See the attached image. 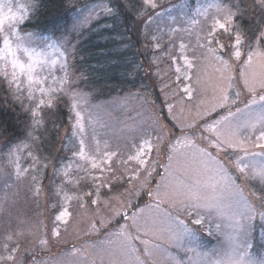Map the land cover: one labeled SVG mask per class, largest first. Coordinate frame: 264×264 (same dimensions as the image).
<instances>
[{"label":"rangeland","instance_id":"1","mask_svg":"<svg viewBox=\"0 0 264 264\" xmlns=\"http://www.w3.org/2000/svg\"><path fill=\"white\" fill-rule=\"evenodd\" d=\"M10 2L14 11L18 3L25 4V20L34 12V0ZM82 2L76 7L66 31L54 35L24 29V20L16 27L21 37L31 33V38L17 41L16 37L10 35L14 48L17 43L22 46L16 52L22 62H28L23 47L41 53L34 76L45 80L44 87L60 88V80L65 76L62 64L67 61L69 65V94H53L55 105L61 104L59 101L62 100L65 102L66 119L55 136L57 144L51 154L42 152L37 143L38 134L42 135L44 131L42 110L49 111L51 107L44 105L37 108L34 121L32 112L26 110L30 106L37 107L28 98L27 84L23 85V96L20 93L14 95V89L9 88L3 75L2 66L6 61L0 60L2 96L26 110L30 124L24 140L16 141L9 147L4 145V140H0V255L8 254L4 251L6 244L9 249L18 245L14 254L15 264H33L34 260L38 264H177V261L182 264H210L211 261L232 255L234 249L229 240L232 230L227 221L222 223L219 232L215 225L221 220L215 217L211 233L207 222L203 227L193 226L197 230L196 239L185 237L181 241L182 246L177 247L168 241L167 232L163 231L161 213L171 206L172 190L178 181L211 182L215 165L199 152V149L206 147L200 140L201 130L190 126L198 123L205 111H211L225 77H239L242 70L250 80L264 75V44L255 41L249 47L244 35L242 59L230 60L228 55L223 54L225 50L207 43V33L215 26V21L227 23L229 7L226 3L220 0H154L156 5L161 3L162 7L146 18L142 29V35L148 39L146 51L150 53L146 64L148 86L140 84L137 88L110 97L94 98L87 88L84 75L74 66L73 49L78 38L72 39V33L79 32L108 13L104 11L105 3L102 0ZM94 5L100 7L93 10ZM79 21L84 22L78 24ZM74 24H78L76 30H73ZM9 27L6 23L5 31ZM218 30L221 29L216 27V33ZM217 39L221 37L217 36ZM157 40L160 49L155 47ZM221 42L231 43L227 37H222ZM144 46H141L142 52H145ZM210 47L218 51L213 53ZM0 48H3L2 40ZM249 51L253 53L252 60L245 63ZM61 52L65 55L61 56ZM221 56L229 66L221 62ZM52 60L57 63L53 65ZM190 62L191 69L187 67ZM177 69L181 73L178 74ZM7 71L9 74L12 71L10 63ZM183 73H187L189 80L183 79ZM18 74L22 81L26 79L19 71ZM185 84L191 89V97L183 91ZM38 87L34 86L36 89ZM33 94L37 102L41 98L46 102L49 99L47 95L41 97L38 90ZM17 96L20 98L17 99ZM73 103L81 114L83 130L81 126L74 127L76 117L71 109ZM226 114L227 110H217V113H212V119ZM182 133L187 135L194 147L180 144L172 148ZM142 139H150L154 146H159V151L153 148L147 157V165L140 168L139 174L130 181L129 177L137 165L135 161L127 165L121 161H127L129 155L135 154ZM81 141L84 147L82 155L79 154ZM18 145L20 150L16 156L21 166L20 179H17L7 163L9 150ZM208 150L217 160L229 159L214 148ZM29 153L39 158V171L35 170L36 165ZM101 160L105 163L94 169L92 164H100ZM245 163L249 165L251 175L253 168L258 170L259 165L264 164V155L257 156L255 160H246ZM108 166H111L114 177L106 170L101 171ZM9 171H13V175L5 179ZM33 177L36 178L35 183ZM93 177L100 179L94 181ZM241 180H237L236 184L241 185ZM109 181L111 187L100 188L98 197L85 195L95 193L101 182L107 184ZM261 187L259 179L249 180L243 195L251 202L253 198L250 193L260 195ZM204 194L226 206L239 199V194L231 189L213 190L209 187ZM91 199H98V204L92 205ZM158 202L160 209L156 207ZM61 213L66 214L57 220ZM134 213L136 225L129 219ZM101 221L108 226L101 229ZM93 224H96V228L92 227ZM262 224L264 221L257 215L248 235L253 247L247 250L245 259L256 264L264 262ZM121 225H125L126 233L133 237L138 235L139 238L126 241L121 235ZM53 228L57 229L58 237L53 236ZM141 240L152 242L147 251ZM41 241H46V245H42ZM155 245L160 247L156 248ZM0 264L13 262L0 261Z\"/></svg>","mask_w":264,"mask_h":264},{"label":"snow or ice","instance_id":"2","mask_svg":"<svg viewBox=\"0 0 264 264\" xmlns=\"http://www.w3.org/2000/svg\"><path fill=\"white\" fill-rule=\"evenodd\" d=\"M261 6L264 7V0H260ZM145 6L155 9L157 7L154 0H144ZM100 7V5H94V9ZM104 11L106 13H111L112 9L108 5H104ZM235 13L230 10L227 15V23H220L215 21V26L207 33V43L209 46L218 45L219 50H225L223 54L228 55L229 59H235L237 61L242 59L243 53L242 49L245 46L244 33L240 29L239 25L232 27L233 17ZM27 17V8L24 3H18L16 5V10H13V6L10 0H0V40H2L3 48H0V60L6 61L3 67L4 78L8 81L10 89H14V95L20 93L23 96V85L27 84L28 98L33 104H36V108L31 106L26 109L31 111L33 119L35 121L37 115V108L40 106L47 105L48 107L55 106L54 93L64 92L68 95L67 89L70 88L71 76L67 69L69 65L67 61L62 64L65 69V76L60 80V88H53L51 86L44 87L45 80L34 76V70L36 64L39 62V57L41 53L35 52L30 48L23 47L22 51L24 55L28 57V62L24 63L19 57H17L16 52L21 50V44L17 43L16 47H13L10 35L16 37L17 41L23 39L31 38V33L25 34V37H21L16 25L23 22ZM84 21H79L78 24H82ZM10 25L9 30L5 31V24ZM78 24L73 25V30H76ZM223 30L228 35L230 44H225L221 42V39H217V33L215 28ZM233 32L235 35L233 36ZM156 39V37H153ZM256 42L259 44H264V31H261L256 36ZM157 49H160V43L157 40L155 44ZM251 47V45H249ZM216 48H209L210 51L216 53L218 51ZM59 51V49H57ZM74 51V49H73ZM65 53L61 52V56ZM253 53L249 51L247 53V61L249 63L252 60ZM221 62L226 66H229L226 61H223L222 56L220 57ZM8 63L11 65V73L7 71ZM51 63L55 65L56 60H52ZM187 67L192 68V63H188ZM22 73L26 78L24 81L21 80L20 75ZM177 73H181L180 69H177ZM179 78V76H178ZM55 79V78H54ZM183 79L185 81L189 80L187 73H183ZM35 85H39L38 89L34 88ZM38 90L41 97L47 95L49 99L47 102L41 98L37 102L34 91ZM183 91L189 94L191 97V89L185 84ZM219 96L216 103L212 106L211 111H205L202 118L198 123L190 126L197 130H201L200 140L202 143L206 144L205 148L199 149L200 154L206 157L215 165V174L212 177L210 183H200L199 181L195 183H188L178 181L177 186L172 190V202L171 206L163 209L161 213V218L164 222L163 231L167 232V238L170 243H175L177 247H181V241L187 237L189 239H196L197 230L193 226L203 227L207 222L209 224V232L211 233V224L213 222V217L220 219L221 223L215 225L217 232L221 231L222 223L227 221L228 227L232 230L229 235V240L232 244L234 252L232 255H226L220 259L211 261L210 264H256L255 261L246 260L247 250L253 247V244L249 242L248 235L249 230L252 228V222L256 219L257 215L261 221H264V164L259 165L258 170L253 168L252 174L249 175V165L245 163L246 160H255L257 156L264 155V75L256 79L250 80L246 73L242 70L239 77L227 76L224 78V82L220 85ZM17 96V99L20 98ZM242 105V107H241ZM77 105L75 103L71 104V109L75 112L76 122L75 126H81V114L76 111ZM232 109H235L233 111ZM217 110L223 112L227 110V114L219 116L218 119H212V113H217ZM183 144L185 146H192V141L188 139L187 135L181 134L177 137L176 144L172 145L175 149L176 145ZM25 148L28 145H24ZM159 151V146H154L150 139H142L141 143L137 146V151L134 155H129L127 161H121L122 164H129L135 161L137 167L133 169V175L129 177V180L135 178L139 174V170L145 167L148 163L147 157L151 154L153 148ZM209 148H214L217 152H223L225 156L229 159L217 160L212 153L208 150ZM20 150V146H15L14 149H10L7 154V163L10 169H12L17 179H20V164L18 162V157L16 153ZM84 147L83 141H81L79 154H83ZM74 155L76 153L74 152ZM107 156L108 153H105ZM116 155V154H113ZM29 157L33 159L36 165L35 170L39 171V158L32 157L29 153ZM234 157V159H231ZM171 160V156L169 157ZM104 160H101L100 164L93 163L92 167L94 169L100 168L101 164H104ZM108 171L109 175L114 177L111 166L101 169V171ZM13 171H9L5 175V179H10L13 175ZM243 177V180L241 178ZM99 177H93V180H99ZM259 179L261 182V194L257 195L255 192L250 193L253 198L251 202L248 198L243 195L246 190V184L249 180ZM241 180V185H237L236 181ZM36 182V178L33 177V183ZM102 187H111V182L105 184L101 182L95 190V193L89 192L85 194L88 197L93 195L99 196V189ZM209 187L215 190L216 188L231 189L239 194V199L236 200L231 205H224L219 200L213 199L205 195L206 189ZM98 199H91L92 205L98 204ZM157 209H160L161 205L158 202L156 205ZM259 209V212H257ZM64 214L61 213L57 217L59 220ZM120 215V213H117ZM194 217V218H193ZM133 221V225H136V214L134 213L130 217ZM103 221L100 222V228H106ZM96 228V224L92 225ZM264 228V224L261 225ZM121 235L124 236L126 241H132L133 239H138L139 236L133 237L131 234L125 232V225L120 226ZM139 232V228H137ZM53 236L58 237V231L56 228L52 230ZM9 240L11 237L8 238ZM46 241H41L42 245H46ZM146 246V251L148 250V245L151 241L141 240ZM18 247V245H17ZM17 247H12L4 245V251L7 255H0V261H14V254L17 251ZM129 247L131 245L129 244ZM159 248V245H155ZM150 254V253H149ZM22 264V262H21ZM33 264H38L37 261H33ZM177 264H182L181 261H177ZM264 264V262H261Z\"/></svg>","mask_w":264,"mask_h":264},{"label":"trees","instance_id":"3","mask_svg":"<svg viewBox=\"0 0 264 264\" xmlns=\"http://www.w3.org/2000/svg\"><path fill=\"white\" fill-rule=\"evenodd\" d=\"M82 1L34 0V12L24 21L23 28L54 35L66 31L76 7ZM102 1L112 12L92 21L79 32L72 33V39L78 38L73 56L74 66L84 75L87 88L94 98L110 97L127 89L137 88L140 84L148 86L146 64L150 53L146 51L148 39L142 35V29L146 18L162 7L160 3L153 9L145 6L143 0ZM220 1L235 13L232 27L239 25L248 44L252 46L256 36L264 31V7L260 0ZM217 34L228 38L223 30H218ZM142 45H145V52L141 50ZM2 94L0 90V140H4V145L9 147L26 138L24 134L30 124L26 110L17 104L13 105ZM62 101L49 111L42 110L44 131L42 135L38 134L37 143L46 154L53 152L54 145L57 144L55 136L66 119V104Z\"/></svg>","mask_w":264,"mask_h":264}]
</instances>
